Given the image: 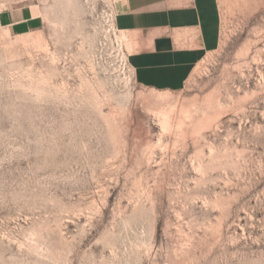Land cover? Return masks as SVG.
<instances>
[{
    "label": "rangeland",
    "instance_id": "rangeland-1",
    "mask_svg": "<svg viewBox=\"0 0 264 264\" xmlns=\"http://www.w3.org/2000/svg\"><path fill=\"white\" fill-rule=\"evenodd\" d=\"M218 2L176 91L138 84L115 0L0 27V264H264V0Z\"/></svg>",
    "mask_w": 264,
    "mask_h": 264
},
{
    "label": "crops",
    "instance_id": "crops-1",
    "mask_svg": "<svg viewBox=\"0 0 264 264\" xmlns=\"http://www.w3.org/2000/svg\"><path fill=\"white\" fill-rule=\"evenodd\" d=\"M0 3V27L11 34L40 23L41 0ZM115 21L127 36L136 81L147 89H181L220 37L218 0H115Z\"/></svg>",
    "mask_w": 264,
    "mask_h": 264
},
{
    "label": "bare ground",
    "instance_id": "bare-ground-1",
    "mask_svg": "<svg viewBox=\"0 0 264 264\" xmlns=\"http://www.w3.org/2000/svg\"><path fill=\"white\" fill-rule=\"evenodd\" d=\"M1 4V3H0ZM7 5V4H6ZM3 6V5H2ZM4 8V7H3ZM6 9V8H5ZM114 22V21H113ZM115 23V22H114ZM114 25V24H113ZM112 25V26H113ZM116 25V24H115ZM118 29V28H117ZM4 34L5 35H10L11 33H10V31L8 30V29H4ZM119 34H120V37H121V39H122V41H123V43L125 44V43H127V41L125 40V36H124V33H123V31H119ZM26 35V34H25ZM15 38V37H14ZM128 44V43H127ZM169 126V122H168V120H167V118H165L164 119V121H163V127L164 128H167ZM163 128V129H164ZM165 130V129H164Z\"/></svg>",
    "mask_w": 264,
    "mask_h": 264
}]
</instances>
